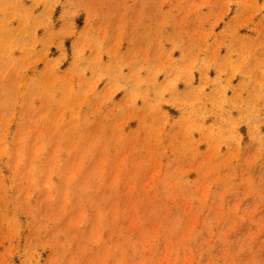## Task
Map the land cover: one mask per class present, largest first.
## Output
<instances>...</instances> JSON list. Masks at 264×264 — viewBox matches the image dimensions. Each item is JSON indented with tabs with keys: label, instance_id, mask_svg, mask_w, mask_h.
Returning <instances> with one entry per match:
<instances>
[{
	"label": "rangeland",
	"instance_id": "1",
	"mask_svg": "<svg viewBox=\"0 0 264 264\" xmlns=\"http://www.w3.org/2000/svg\"><path fill=\"white\" fill-rule=\"evenodd\" d=\"M0 264H264V0H0Z\"/></svg>",
	"mask_w": 264,
	"mask_h": 264
}]
</instances>
